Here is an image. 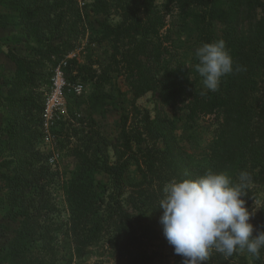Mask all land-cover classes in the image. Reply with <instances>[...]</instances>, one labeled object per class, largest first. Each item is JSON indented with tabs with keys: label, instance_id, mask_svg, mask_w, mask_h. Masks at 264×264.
I'll return each mask as SVG.
<instances>
[{
	"label": "rangeland",
	"instance_id": "374dc122",
	"mask_svg": "<svg viewBox=\"0 0 264 264\" xmlns=\"http://www.w3.org/2000/svg\"><path fill=\"white\" fill-rule=\"evenodd\" d=\"M58 1L0 0V264H128L110 246L107 236L76 256L74 233L84 232L86 221L76 212L78 199L73 191L86 187L89 179L79 176L74 153L88 154L95 149L97 143L90 134L96 131L109 143L100 148L99 159L105 158L113 164L115 151H124L119 147L122 141H129L132 154L122 152V161L126 162L122 177V198L125 199L130 185L140 180L136 164L131 160L140 159L138 149H162L161 142L145 130V117L152 119L159 111L173 124L182 156L192 170L207 166L208 158L215 155L212 143L221 119L219 115L208 116L187 130L180 109L162 107L152 94L134 100L121 71L114 72L115 68L106 75L103 85L95 87L89 75L100 76L111 64L112 46L110 42L100 41L101 25L116 26L121 22V4L118 0H109L107 14L102 16L94 11L93 0H76L64 8L56 6ZM260 1L262 7L256 11L257 18L264 19V0ZM154 4L164 16L161 34L169 52L164 66L179 64L185 72L187 89L206 91L195 71L198 62L195 49L203 44L204 32L193 16L201 13L200 10L195 9L191 16L185 17L170 0H154ZM213 7L225 8L226 0H214ZM221 30L220 25L211 24L215 38H222ZM240 38L239 43L246 46L244 37ZM69 47L74 54L75 68L88 67L91 72L83 70L79 76L66 72L71 83L82 85V92L66 93L63 107L53 122L45 126L44 97L52 69L59 61L54 52L66 51ZM248 72L244 70L245 74ZM158 77H162L161 71ZM259 87L263 95L256 96L258 101L264 100V83L258 84ZM138 141L140 146L135 144ZM155 165L158 176L162 177L163 164ZM254 169L250 162H243L233 181L237 182L241 171L252 170L253 182L247 189L246 207L255 211L250 221L256 223L264 211V183L258 178V168ZM17 177L21 178V184L17 185L21 192L13 193L16 186L11 183ZM92 181L94 185L99 184L96 192L106 185L111 193L104 174L94 173ZM153 183L155 187L157 184ZM16 195L23 210L14 220L12 200ZM155 196L144 208L145 222L150 227L147 247L156 253L152 264H164L161 261L167 260L173 264V248L164 239L159 224L162 210L157 204L163 193L157 191ZM22 212L29 217V227L36 233L33 240L17 242L19 233L16 232L25 217ZM236 255V262L243 258L244 264H253L247 253Z\"/></svg>",
	"mask_w": 264,
	"mask_h": 264
},
{
	"label": "trees",
	"instance_id": "16d2710c",
	"mask_svg": "<svg viewBox=\"0 0 264 264\" xmlns=\"http://www.w3.org/2000/svg\"><path fill=\"white\" fill-rule=\"evenodd\" d=\"M75 1L59 0L56 6L60 8L69 4L72 6ZM108 1L93 0L94 11L105 16ZM118 1L121 4V22L116 26L101 25L100 41L110 42L112 46L111 64L106 66L100 76L89 75V80L94 81L95 87L103 85L107 81L106 75L111 72V68H115L114 72L121 71L134 100L152 94L162 107L180 109L187 130L192 129L197 121L208 116L219 115L221 119L217 136L212 143L215 155L208 158L207 166L192 170L188 168L182 156L173 124L159 111H156L152 119L145 117V130L155 141L161 142L162 149L152 151L138 149L137 153L141 161L139 157L131 160L136 164L140 180L130 185L125 199L122 198L124 191L122 177L126 162L122 161V152L127 151L132 154L129 141H122L119 148L124 151L116 150L115 162L110 164L105 158L99 159L100 148L108 146L109 143L98 132L91 131L90 138L97 143L95 149L93 148L88 154L73 155L80 168L79 176L85 175V178L89 179L86 187H78L73 191L78 199V205H75L76 212L86 221L85 231L74 233L76 256H81L84 248L107 236V242L117 254L126 259L128 264H152L156 253H152L147 247L150 227L145 222L147 211L144 208L146 202L155 199V192H162L166 182L196 179L209 170L224 173L232 180H236L235 172L240 165L243 162H250L253 171L254 168H258V178L264 183V117L261 115L264 114V100L256 99L257 95L259 97L263 95L258 84L264 83L262 77L264 19L257 18L256 13L262 7V3L260 0H226L225 8L215 9L214 0H170L182 16L188 17L195 9L200 10L201 13H197L193 18L204 32L203 44L224 38L237 70L223 77L219 90L213 93L189 91L183 67L179 64L164 66L169 53L161 34L164 16L157 10L154 0ZM24 10L19 9L20 12ZM60 17L61 14L58 15V18ZM206 19H209V23H206ZM213 22L222 28L220 39L215 38L211 32ZM240 36L246 40V46L239 43ZM71 50L70 47L66 51L55 50L54 54L60 60ZM12 60L15 63L14 57ZM75 64L74 59L70 60L65 72L69 74L75 72L76 76H79L83 70L91 72L88 67L75 68ZM244 70H249V74H245ZM159 71L162 72L161 78L158 77ZM13 128L11 126L10 131ZM89 142L92 143V140ZM135 144L140 146L141 143L138 141ZM157 163L163 164L165 169L162 177L156 172ZM252 170L249 171L251 174ZM94 173L107 176L111 193H108L109 188L106 185H102L100 191H95L99 184L94 185L92 181ZM153 182L157 184L155 187ZM11 184L16 186L13 193L21 192L17 186L21 184V178H13ZM18 198L19 195H16L12 200L15 206L14 220L21 216L23 210ZM247 198L248 196L243 197L246 203ZM128 205L129 209H127ZM157 206L159 207V202ZM22 213L25 217L16 232L19 233L17 242H21L22 239L33 240L36 233L29 227V217ZM93 217L95 218L92 223ZM249 222L255 230L264 231V211L256 223ZM253 235H256V231ZM236 257V254L225 257L213 250L206 264H244L243 258H240L238 263ZM172 260L173 264H182L183 258L173 253ZM161 262L171 264L169 260ZM253 264H264V249H261L260 260Z\"/></svg>",
	"mask_w": 264,
	"mask_h": 264
},
{
	"label": "clouds",
	"instance_id": "9594fccd",
	"mask_svg": "<svg viewBox=\"0 0 264 264\" xmlns=\"http://www.w3.org/2000/svg\"><path fill=\"white\" fill-rule=\"evenodd\" d=\"M195 57V71L207 92L218 91L222 78L237 70L222 39L202 44ZM252 182L248 171H241L233 182L228 175L209 170L196 179L164 184L159 224L182 264H206L213 250L225 257L247 253L250 261L260 260L264 231L249 222L255 211H249L243 199Z\"/></svg>",
	"mask_w": 264,
	"mask_h": 264
},
{
	"label": "built area",
	"instance_id": "2783aa9c",
	"mask_svg": "<svg viewBox=\"0 0 264 264\" xmlns=\"http://www.w3.org/2000/svg\"><path fill=\"white\" fill-rule=\"evenodd\" d=\"M73 58V52L66 54L52 69L48 91L45 94L43 102V117L45 126L57 116L63 107L66 93L82 92V85L79 83H71L67 73L65 72L68 62Z\"/></svg>",
	"mask_w": 264,
	"mask_h": 264
}]
</instances>
